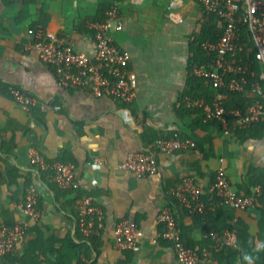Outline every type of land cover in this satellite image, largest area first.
I'll use <instances>...</instances> for the list:
<instances>
[{
    "label": "crops",
    "instance_id": "obj_1",
    "mask_svg": "<svg viewBox=\"0 0 264 264\" xmlns=\"http://www.w3.org/2000/svg\"><path fill=\"white\" fill-rule=\"evenodd\" d=\"M168 1L0 0V221L26 224L23 238L0 254V264H181L161 235L158 215L165 206L185 244L200 252L197 264H264V116L248 128L225 132L197 112L179 114L192 40L209 16L197 0H176L171 8ZM112 4L122 23H112V39L130 54L137 74L135 96L126 104L60 84L53 66L28 47V29L41 27L45 36H63L76 50L93 54L87 22L103 17ZM14 88L34 98L29 109L12 99ZM260 94L253 87L246 98ZM180 135L195 145L156 150L157 138ZM31 148L50 163H72L77 187L61 189L50 170L30 162ZM139 150L154 152L157 172L137 176L117 167ZM220 165L236 192L253 193L259 186L252 206L220 205L206 215L190 214L167 193L190 175L206 201ZM28 185L37 190L36 218L20 207ZM82 193L102 209L98 231L87 233L79 224L75 200ZM124 218L143 232L136 252L116 246L114 227ZM215 228L233 229L236 243L214 252Z\"/></svg>",
    "mask_w": 264,
    "mask_h": 264
},
{
    "label": "built area",
    "instance_id": "obj_2",
    "mask_svg": "<svg viewBox=\"0 0 264 264\" xmlns=\"http://www.w3.org/2000/svg\"><path fill=\"white\" fill-rule=\"evenodd\" d=\"M208 16L217 14L224 22V29L220 37L215 40L200 41L202 48L213 52L208 68L206 64H194L191 73L195 76H206L215 89L210 101L205 97L186 96L188 105L200 108L204 119L218 122L225 132L250 127L264 116V103L256 99L246 108L226 107L224 103V87L242 89L246 83L244 70L240 63H235L228 54L243 48L239 43V27L245 23L254 45L255 58L261 65L260 77L264 79V0H199ZM176 0H169L168 7H174ZM116 28L122 23L115 4L110 5L101 18L88 20L87 26L92 30L95 46L93 54L76 50L63 36H45L41 27L29 28L33 41L28 47L37 49L39 58L53 66L60 84L69 87L84 88L93 94H107L126 104L133 100L137 86V74L130 68V54L121 49L111 36L113 22ZM234 74V75H231ZM12 99L23 108L29 109L34 98L14 88L11 91ZM195 142L189 138L163 137L157 138L155 148L161 152H172L178 149L193 147ZM30 162L40 170H50L52 178L63 190H73L77 187L72 163L46 161L43 155L35 148L29 150ZM121 170H129L137 176H144L158 171L159 165L151 150L130 152L125 160L117 164ZM203 189L193 176L186 175L167 189L169 196L176 200L190 214L206 215L216 206L249 207L254 203L256 194L260 193L259 186H255L253 193L236 192L228 181L225 167L220 165L214 180L208 189V199L203 201ZM37 190L35 186L25 188L24 200L21 209L37 217L36 210ZM79 213V224L85 232L98 231L103 226L102 209L93 203L88 194H79L75 200ZM163 228L161 235L172 246L177 260L181 264H197L200 252L185 244L176 218L165 206L158 215ZM26 232L25 223L6 224L0 221V254L11 250L20 241ZM116 246L122 250L136 252L140 248L142 230L136 222L124 218L116 222L114 227ZM210 235L215 239L214 249L223 245H234L237 234L233 229H213ZM126 264H132L127 262Z\"/></svg>",
    "mask_w": 264,
    "mask_h": 264
},
{
    "label": "trees",
    "instance_id": "obj_3",
    "mask_svg": "<svg viewBox=\"0 0 264 264\" xmlns=\"http://www.w3.org/2000/svg\"><path fill=\"white\" fill-rule=\"evenodd\" d=\"M199 1V0H197ZM224 29V22L217 14H212L208 19L204 17L201 20V27L196 36L192 40V54L189 60L188 68V78L186 81L185 90L181 93L179 101V114L182 110L188 113L197 112L204 118L203 111L199 108L192 107L183 100L185 95L191 97L203 96L208 101H210L214 95L215 89L212 87L206 76H195L191 73L192 66L194 64H206L208 68L213 66L211 58L213 57V52L208 51L200 45V41L204 39H209L212 41L217 40L222 34ZM239 43L243 45V48L238 51H233L228 54V56L235 62L240 63L246 69L244 70V75L246 78V83L242 89H230L224 87L221 89L225 93L224 103L226 107H239L244 109L248 103L253 102V99L246 98L249 89L256 87L261 88L263 94L258 95L257 98L264 101V79L260 77L261 65L254 55V45L247 30L245 23H242L239 27ZM234 75V74H231ZM177 138H185L183 136H176ZM182 207V206H181ZM214 246V245H213ZM227 245H223L218 249H223ZM230 247V246H229ZM194 248V247H193ZM214 248V247H213ZM217 249H214L216 252Z\"/></svg>",
    "mask_w": 264,
    "mask_h": 264
},
{
    "label": "clouds",
    "instance_id": "obj_4",
    "mask_svg": "<svg viewBox=\"0 0 264 264\" xmlns=\"http://www.w3.org/2000/svg\"><path fill=\"white\" fill-rule=\"evenodd\" d=\"M246 259H247V257H246Z\"/></svg>",
    "mask_w": 264,
    "mask_h": 264
}]
</instances>
